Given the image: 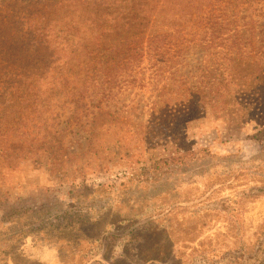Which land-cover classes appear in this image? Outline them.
I'll list each match as a JSON object with an SVG mask.
<instances>
[{
  "label": "rangeland",
  "instance_id": "obj_1",
  "mask_svg": "<svg viewBox=\"0 0 264 264\" xmlns=\"http://www.w3.org/2000/svg\"><path fill=\"white\" fill-rule=\"evenodd\" d=\"M210 1L180 8L170 24L158 10L132 32L145 33L143 42L96 41L84 54L96 71L111 65L112 96L97 99L117 114L69 126L59 163L44 149L22 151L0 194V264H264V140L234 127L235 97L214 113L213 86L228 67L203 41L241 28L252 10L242 0ZM86 79L64 91L61 119ZM195 90L205 110L177 124Z\"/></svg>",
  "mask_w": 264,
  "mask_h": 264
},
{
  "label": "trees",
  "instance_id": "obj_2",
  "mask_svg": "<svg viewBox=\"0 0 264 264\" xmlns=\"http://www.w3.org/2000/svg\"><path fill=\"white\" fill-rule=\"evenodd\" d=\"M242 1L252 10L248 17L243 15L244 26L235 27L234 32L224 26L219 34L212 30L209 38H203L210 54L228 67V75L214 83L215 102L219 105L211 104V108L215 113L221 105L226 108L230 98L240 100L241 107L234 112V127L238 131L242 126L249 127L264 140V23H259L253 13L264 14V0ZM210 3L200 0L198 4ZM194 4L195 0H0V194L9 191L7 176L18 167L23 150L44 149L50 165L59 163L69 126L74 124L81 129L96 121L98 114H117L109 102L97 99L105 96L107 90L106 97L112 96L115 82L110 76L111 65L105 61L97 71L84 65V54L94 52V42L114 39L129 43L136 40L133 36L143 42L145 33L139 36L132 32L142 29L158 10L166 11L170 24L181 13L180 8ZM130 27L132 30L126 32ZM167 33L170 34H153L148 48L165 41ZM83 72L88 79L64 103L74 106L63 120L56 108L63 107L60 103L64 91L74 82L77 84ZM92 81L94 94L88 85ZM192 94L187 113L177 117V124H191L205 110L207 102L202 101L200 92L195 90ZM245 115L249 118H242ZM61 124H66V128L61 130ZM106 162L120 164L113 159Z\"/></svg>",
  "mask_w": 264,
  "mask_h": 264
}]
</instances>
